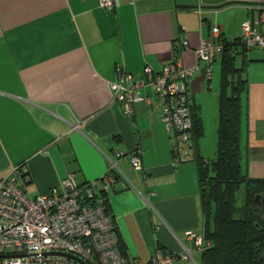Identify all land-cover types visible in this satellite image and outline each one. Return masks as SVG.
Instances as JSON below:
<instances>
[{
  "label": "crops",
  "instance_id": "obj_1",
  "mask_svg": "<svg viewBox=\"0 0 264 264\" xmlns=\"http://www.w3.org/2000/svg\"><path fill=\"white\" fill-rule=\"evenodd\" d=\"M100 2L0 0V176L15 170L36 197L71 174L79 183L99 178L115 161L119 177L105 195L106 211L122 253L149 263L157 249L181 251L179 239L192 259L175 264H199L201 252L186 236L205 226L194 152L179 161L164 103L151 86L141 90L146 100L130 118L109 84L119 69L142 79L147 67L157 76L171 63L196 66L201 41L215 26L228 42L241 38L247 22L264 31V0H114L112 12ZM245 63L242 160L250 177L264 178V50L248 51ZM199 66L197 76L205 64ZM206 89L210 83L199 93ZM196 98L199 154L212 160ZM131 155L140 157L141 169Z\"/></svg>",
  "mask_w": 264,
  "mask_h": 264
},
{
  "label": "built area",
  "instance_id": "obj_2",
  "mask_svg": "<svg viewBox=\"0 0 264 264\" xmlns=\"http://www.w3.org/2000/svg\"><path fill=\"white\" fill-rule=\"evenodd\" d=\"M100 1L107 11L115 9L114 0ZM221 36L220 28L213 27L211 37L201 41L194 67L171 63L157 76L147 67L143 79L119 69L118 81L109 84L113 100L124 106L130 118L134 106L146 100L140 90L147 83L153 86L164 103L163 123L175 133L179 161L186 159L183 152L193 151V120L187 104L192 97L190 82L200 71V62L207 66L209 78L212 76V68L224 50ZM241 39L248 51L264 50V31L252 22L243 25ZM118 157L122 154L118 153ZM130 160L136 169L142 168L138 155H131ZM118 171L117 163L111 160L110 169L99 178L79 183L71 174L61 186L36 197L26 193L15 170L0 176V264H146L121 253L117 225L106 211L105 195L118 179ZM186 236L199 252L209 244L204 231L191 229ZM178 243L181 251L157 249L151 262L175 264L180 259H192L191 251L179 239Z\"/></svg>",
  "mask_w": 264,
  "mask_h": 264
},
{
  "label": "trees",
  "instance_id": "obj_3",
  "mask_svg": "<svg viewBox=\"0 0 264 264\" xmlns=\"http://www.w3.org/2000/svg\"><path fill=\"white\" fill-rule=\"evenodd\" d=\"M263 13L262 9L260 15ZM221 42L224 50L217 61L221 68L217 149L212 160L199 154L203 124L194 98L187 101L193 120L192 153L197 163L204 237L209 243L201 252L199 264H258L264 254V219L256 197L264 193V178L250 177L242 160L244 99L249 94L244 78L248 50L243 47L241 38L228 42L221 36ZM237 56L243 57L241 65L237 64ZM149 86L153 88L147 83L142 89Z\"/></svg>",
  "mask_w": 264,
  "mask_h": 264
},
{
  "label": "rangeland",
  "instance_id": "obj_4",
  "mask_svg": "<svg viewBox=\"0 0 264 264\" xmlns=\"http://www.w3.org/2000/svg\"><path fill=\"white\" fill-rule=\"evenodd\" d=\"M240 64V61H238ZM212 80L209 82L212 86V89H206L203 93H198L195 98L197 103L203 107L205 122H206V142L205 149L208 157H212L210 154L211 151L214 152L217 149V124L215 127L213 122L216 120L217 112H218V93L220 87V79H221V68L219 64L215 65L214 73L212 75ZM194 98V99H195ZM204 146V145H203ZM214 157V156H213ZM212 157V159H213ZM195 259L200 260V254H194ZM194 264V263H193Z\"/></svg>",
  "mask_w": 264,
  "mask_h": 264
},
{
  "label": "water",
  "instance_id": "obj_5",
  "mask_svg": "<svg viewBox=\"0 0 264 264\" xmlns=\"http://www.w3.org/2000/svg\"><path fill=\"white\" fill-rule=\"evenodd\" d=\"M207 81V66L205 65L204 68L201 70L200 74L196 76L191 82H190V90L192 97L195 98V96L201 92L203 84H205ZM256 202L261 206L262 209V217L264 219V193L259 194L256 197ZM70 258L82 262L79 258L73 256V255H68ZM258 264H264V254L259 260Z\"/></svg>",
  "mask_w": 264,
  "mask_h": 264
},
{
  "label": "flooded vegetation",
  "instance_id": "obj_6",
  "mask_svg": "<svg viewBox=\"0 0 264 264\" xmlns=\"http://www.w3.org/2000/svg\"><path fill=\"white\" fill-rule=\"evenodd\" d=\"M263 194V193H262ZM261 211H262V209H261ZM261 215H262V212H261Z\"/></svg>",
  "mask_w": 264,
  "mask_h": 264
}]
</instances>
